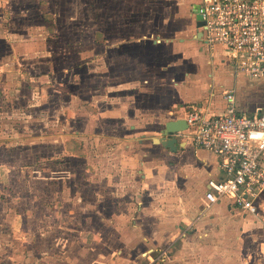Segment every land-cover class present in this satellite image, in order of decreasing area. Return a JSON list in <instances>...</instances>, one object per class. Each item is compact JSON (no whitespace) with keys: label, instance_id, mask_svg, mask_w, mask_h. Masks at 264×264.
<instances>
[{"label":"rangeland","instance_id":"1","mask_svg":"<svg viewBox=\"0 0 264 264\" xmlns=\"http://www.w3.org/2000/svg\"><path fill=\"white\" fill-rule=\"evenodd\" d=\"M176 3L0 0V264H165L162 256L170 257L171 240L143 237L146 217L134 202L141 163L153 157V169L167 161L156 153L164 128L157 105L166 104L149 94H108L123 79L107 75L121 71L112 56L123 52L145 57L140 74L148 83L161 73L158 60L171 71L178 51L191 55L196 45L153 47L149 39L183 26ZM123 20L142 46L117 45ZM149 241L163 251L151 252Z\"/></svg>","mask_w":264,"mask_h":264},{"label":"crops","instance_id":"2","mask_svg":"<svg viewBox=\"0 0 264 264\" xmlns=\"http://www.w3.org/2000/svg\"><path fill=\"white\" fill-rule=\"evenodd\" d=\"M176 1L177 10L173 16L175 21L182 20L183 26L173 36L151 33L148 34L149 39L153 47L196 45L191 55L178 51L180 57L177 56L176 69L171 71L169 66L172 63L164 67L158 60L161 73L158 72L153 79L149 78V83L140 74L145 57L139 52H123L121 57L112 56V63L115 66L121 64L122 67L120 72L107 76L123 80L121 89L111 88L112 92L108 90V94H149L155 99V105L160 101L164 102V108L157 105L159 110L156 109L160 111L159 117L163 124L184 119V112L193 104L203 106L210 114H223L226 108L223 93L228 91L234 92L235 108L239 113H263L264 80L236 74L222 47L210 48L203 44L195 20L200 0ZM167 20L163 18V21ZM124 22H121L119 30L122 36L116 41L117 45L123 48L142 46L140 35L132 39V33L135 32ZM137 25L136 31L144 30V24ZM144 35L141 34L142 37ZM184 59L190 61L188 64L201 59L202 64L198 65L197 62L187 67L183 63ZM163 88L168 90L165 89V96L162 97ZM172 137L176 140L175 151L162 146L156 151L166 162L160 166L155 165L152 169V157L137 168L139 182L134 202H138L139 217H146L144 221L147 234L143 237L148 240H171L172 246L168 252L170 257L166 259L162 256L161 261L166 260L165 264H264V189L256 197L259 210L256 215L231 209L230 201L224 198L208 206L205 200L208 181L223 179L217 156L210 151L193 147L181 134ZM149 177L153 178V188L148 185ZM137 232H143L140 225L137 226ZM246 241L251 244H245ZM175 243L177 246H174ZM149 244V250L157 253L163 251L157 248L158 245L165 246L157 241H149ZM176 256L178 259L174 262Z\"/></svg>","mask_w":264,"mask_h":264},{"label":"built area","instance_id":"3","mask_svg":"<svg viewBox=\"0 0 264 264\" xmlns=\"http://www.w3.org/2000/svg\"><path fill=\"white\" fill-rule=\"evenodd\" d=\"M196 15L203 44L222 47L236 74L264 80V0H200ZM223 97L226 108L220 115L190 105L184 112L186 130L173 135L219 160L223 179L208 181V206L224 198L231 209L256 215V197L264 189V112L239 113L234 92Z\"/></svg>","mask_w":264,"mask_h":264},{"label":"water","instance_id":"4","mask_svg":"<svg viewBox=\"0 0 264 264\" xmlns=\"http://www.w3.org/2000/svg\"><path fill=\"white\" fill-rule=\"evenodd\" d=\"M196 27L199 28L202 25L201 18L195 16ZM187 124L184 119L168 121L164 124V128L161 130L160 143L163 147L169 149L170 151H175L176 140L172 137L173 134L182 132L186 129Z\"/></svg>","mask_w":264,"mask_h":264}]
</instances>
